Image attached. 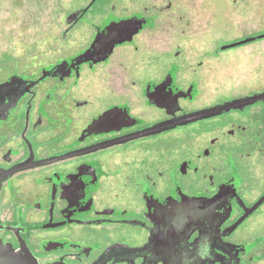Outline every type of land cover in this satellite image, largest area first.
<instances>
[{
	"label": "flooded vegetation",
	"instance_id": "flooded-vegetation-1",
	"mask_svg": "<svg viewBox=\"0 0 264 264\" xmlns=\"http://www.w3.org/2000/svg\"><path fill=\"white\" fill-rule=\"evenodd\" d=\"M211 9L255 25L219 36ZM262 13L263 0L57 12L52 61L0 81L13 79L0 94V242L39 264H264V100L241 101L264 87L232 89L226 55L257 72L238 76L261 75L248 44L264 39Z\"/></svg>",
	"mask_w": 264,
	"mask_h": 264
},
{
	"label": "rangeland",
	"instance_id": "rangeland-1",
	"mask_svg": "<svg viewBox=\"0 0 264 264\" xmlns=\"http://www.w3.org/2000/svg\"><path fill=\"white\" fill-rule=\"evenodd\" d=\"M81 3L83 0H0V81L11 72L30 73L49 64L52 61L50 49L59 42L53 37L61 31V26L55 24L58 21L57 12H62L64 7H75ZM211 13L215 19L214 32L219 36L230 38L243 27L255 25L247 19V14L239 20L229 18L226 25H222L221 13L215 9H211ZM262 15L264 24V0ZM248 45L256 51L257 48L262 49L261 57L264 59V39ZM226 55L229 59L235 58L236 62L234 66L230 64L231 71L237 76L230 81L232 89L245 91L264 87V62L261 75L253 74L251 78H243L238 75L251 71L257 73L256 70L245 66L248 64L245 62L246 57L239 58L238 49H231ZM238 64L242 67L238 68Z\"/></svg>",
	"mask_w": 264,
	"mask_h": 264
},
{
	"label": "water",
	"instance_id": "water-1",
	"mask_svg": "<svg viewBox=\"0 0 264 264\" xmlns=\"http://www.w3.org/2000/svg\"><path fill=\"white\" fill-rule=\"evenodd\" d=\"M264 36V34L260 35ZM13 86V79L10 78L5 83L0 84V94L5 93L10 94L12 93L11 88ZM19 91V90H18ZM17 94V93H16ZM16 94H13L15 97ZM258 100H264V93H260L251 97H248L246 99H243V103H250L255 102ZM235 102H230L226 106L227 108H232ZM215 111L209 110L208 112H205L204 115L209 113H214ZM195 118V115L193 117H189V119ZM0 264H39L37 260L32 256V254L29 251L25 250H14L10 245L3 244L0 242Z\"/></svg>",
	"mask_w": 264,
	"mask_h": 264
}]
</instances>
